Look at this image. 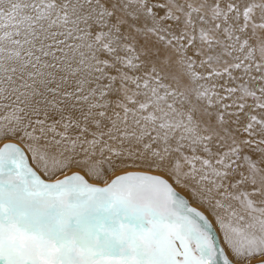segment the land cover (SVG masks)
<instances>
[{
  "label": "snow or ice",
  "instance_id": "snow-or-ice-1",
  "mask_svg": "<svg viewBox=\"0 0 264 264\" xmlns=\"http://www.w3.org/2000/svg\"><path fill=\"white\" fill-rule=\"evenodd\" d=\"M0 264H264V0H0Z\"/></svg>",
  "mask_w": 264,
  "mask_h": 264
},
{
  "label": "rangeland",
  "instance_id": "rangeland-1",
  "mask_svg": "<svg viewBox=\"0 0 264 264\" xmlns=\"http://www.w3.org/2000/svg\"><path fill=\"white\" fill-rule=\"evenodd\" d=\"M218 239H219V237H218Z\"/></svg>",
  "mask_w": 264,
  "mask_h": 264
}]
</instances>
